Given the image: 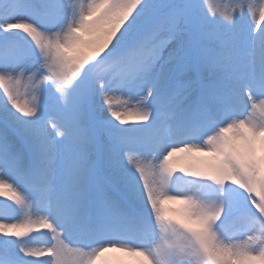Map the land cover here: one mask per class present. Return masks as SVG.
I'll use <instances>...</instances> for the list:
<instances>
[{"label": "snow or ice", "instance_id": "obj_1", "mask_svg": "<svg viewBox=\"0 0 264 264\" xmlns=\"http://www.w3.org/2000/svg\"><path fill=\"white\" fill-rule=\"evenodd\" d=\"M110 253L264 264V0H0V264Z\"/></svg>", "mask_w": 264, "mask_h": 264}, {"label": "rangeland", "instance_id": "obj_2", "mask_svg": "<svg viewBox=\"0 0 264 264\" xmlns=\"http://www.w3.org/2000/svg\"><path fill=\"white\" fill-rule=\"evenodd\" d=\"M204 3L206 5V8L209 12H211L213 9L218 7L221 3V0H204ZM183 206H180L176 209V211L182 209Z\"/></svg>", "mask_w": 264, "mask_h": 264}, {"label": "bare ground", "instance_id": "obj_3", "mask_svg": "<svg viewBox=\"0 0 264 264\" xmlns=\"http://www.w3.org/2000/svg\"><path fill=\"white\" fill-rule=\"evenodd\" d=\"M181 206H183V205H181ZM37 244L40 245V246H42V243H41L40 241H37ZM110 255L117 256L116 253H113V254H110ZM123 257H124V259H125L126 261L129 262V264H135V259H134V258H132V257H127L126 255H123Z\"/></svg>", "mask_w": 264, "mask_h": 264}]
</instances>
